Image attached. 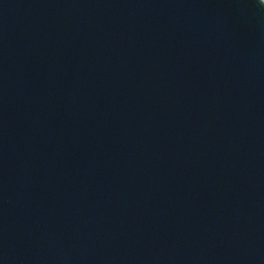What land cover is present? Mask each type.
Masks as SVG:
<instances>
[{"label":"water","instance_id":"1","mask_svg":"<svg viewBox=\"0 0 264 264\" xmlns=\"http://www.w3.org/2000/svg\"><path fill=\"white\" fill-rule=\"evenodd\" d=\"M0 264H264V0H0Z\"/></svg>","mask_w":264,"mask_h":264}]
</instances>
